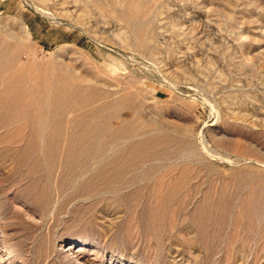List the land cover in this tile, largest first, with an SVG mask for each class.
Returning a JSON list of instances; mask_svg holds the SVG:
<instances>
[{
  "label": "rangeland",
  "instance_id": "obj_1",
  "mask_svg": "<svg viewBox=\"0 0 264 264\" xmlns=\"http://www.w3.org/2000/svg\"><path fill=\"white\" fill-rule=\"evenodd\" d=\"M14 35L23 65L135 94L112 127L156 141L104 136V165L64 183L58 157L46 184L1 152L24 121L0 125V264H264V0H0Z\"/></svg>",
  "mask_w": 264,
  "mask_h": 264
},
{
  "label": "bare ground",
  "instance_id": "obj_2",
  "mask_svg": "<svg viewBox=\"0 0 264 264\" xmlns=\"http://www.w3.org/2000/svg\"><path fill=\"white\" fill-rule=\"evenodd\" d=\"M19 25L22 27L21 23ZM27 26L21 30L24 35L28 36L29 27ZM26 37L12 36L18 44L15 46L4 43L5 41L0 38V125L7 127L13 120L24 121L21 127L16 125L13 136L15 138L21 135L23 129L28 131L25 138L27 145H5L2 153L14 152V158L18 163L27 164V169L32 174L42 170L45 173L44 182L46 184H49L56 168L59 167L63 181L67 183L72 175L84 172L87 164L100 165L103 163L100 158L105 148L102 140L104 136H108L110 142L113 143L122 139L126 140L125 144L129 147L133 145L128 157L156 141L149 137L137 141L136 138L142 131L136 129L137 127L134 128L129 121L115 128L112 127V120L120 118L123 108L132 110L131 98L135 97V94L121 93V90L114 88L113 85L94 82L96 79L93 81L83 76L74 67L75 65L69 66L62 62L63 59H60L61 62H56L58 58L55 60L56 63L48 65L29 63L26 66L20 63V48L30 42ZM147 40L148 38L145 42ZM31 59L33 62L36 61L34 55ZM98 86L103 89H98ZM74 113L78 115L71 117ZM81 118L88 119V122L81 123ZM68 124L71 132L64 140L62 137ZM67 131L69 132V129ZM143 135H146V132ZM204 146L209 148L208 145ZM58 157L61 161L60 166L58 164L57 167ZM116 160L110 162L118 164L119 160L118 162ZM121 165L116 167V175L123 172L124 167ZM97 174L106 175V172L99 169ZM117 178L119 180V177ZM109 180L107 181L110 184L114 178L110 182ZM89 182L83 184V190L88 189Z\"/></svg>",
  "mask_w": 264,
  "mask_h": 264
}]
</instances>
